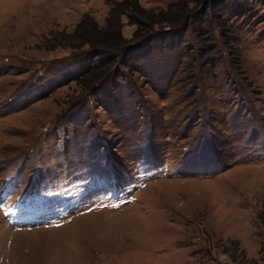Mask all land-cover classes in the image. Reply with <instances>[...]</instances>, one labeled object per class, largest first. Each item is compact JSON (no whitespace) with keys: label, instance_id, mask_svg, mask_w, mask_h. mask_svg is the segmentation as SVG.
<instances>
[{"label":"rangeland","instance_id":"obj_1","mask_svg":"<svg viewBox=\"0 0 264 264\" xmlns=\"http://www.w3.org/2000/svg\"><path fill=\"white\" fill-rule=\"evenodd\" d=\"M118 1L0 0V264H264V0Z\"/></svg>","mask_w":264,"mask_h":264},{"label":"trees","instance_id":"obj_2","mask_svg":"<svg viewBox=\"0 0 264 264\" xmlns=\"http://www.w3.org/2000/svg\"><path fill=\"white\" fill-rule=\"evenodd\" d=\"M232 0H177L176 4L170 8L171 12L159 13L161 23L169 24L170 27L180 25L185 22L190 13L196 11L201 5L213 4L216 8H222ZM111 9L106 20L105 28H99L96 23L85 16L76 26L75 31L68 36L72 39L67 47L70 49H81L88 47L95 55L99 54H121L128 44L138 38H144L143 32L146 27H150L157 23L155 16L151 11L142 8L137 0H120L118 2H110ZM204 12V10L200 11ZM125 16L129 20L130 25L137 27L136 33L131 40H125L121 36V17Z\"/></svg>","mask_w":264,"mask_h":264}]
</instances>
